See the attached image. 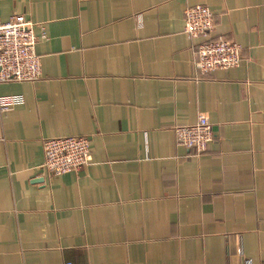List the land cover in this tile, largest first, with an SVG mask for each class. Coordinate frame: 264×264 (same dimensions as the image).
<instances>
[{"label": "crops", "instance_id": "0c3cea01", "mask_svg": "<svg viewBox=\"0 0 264 264\" xmlns=\"http://www.w3.org/2000/svg\"><path fill=\"white\" fill-rule=\"evenodd\" d=\"M195 6L238 67L196 70ZM16 15L42 75L0 84L23 98L0 112V264H264V0H0ZM200 116L204 153L175 136ZM66 137L92 161L48 175L43 142Z\"/></svg>", "mask_w": 264, "mask_h": 264}, {"label": "built area", "instance_id": "2783aa9c", "mask_svg": "<svg viewBox=\"0 0 264 264\" xmlns=\"http://www.w3.org/2000/svg\"><path fill=\"white\" fill-rule=\"evenodd\" d=\"M185 33L192 39L202 40L197 47L195 68L207 76L218 71H228L239 66L242 49L234 41L213 39L215 18L205 6L188 8L185 12ZM35 24L23 15L8 21L0 20V84L35 82L41 78V58L35 52L39 41ZM42 39L46 38L42 28ZM21 96L0 98V112L5 113L21 104ZM176 143L197 153L207 152L214 142L212 125L205 116H200L191 126L175 128ZM44 162L42 170L51 176L78 172L91 163V141L87 137L48 139L43 142ZM244 264H252L245 260Z\"/></svg>", "mask_w": 264, "mask_h": 264}]
</instances>
